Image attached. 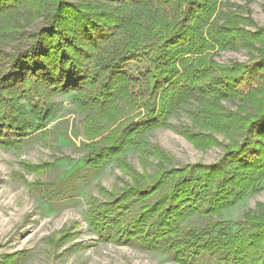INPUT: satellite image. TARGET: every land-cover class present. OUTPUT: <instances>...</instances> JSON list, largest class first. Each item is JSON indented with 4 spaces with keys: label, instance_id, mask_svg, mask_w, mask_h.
I'll return each instance as SVG.
<instances>
[{
    "label": "trees",
    "instance_id": "16d2710c",
    "mask_svg": "<svg viewBox=\"0 0 264 264\" xmlns=\"http://www.w3.org/2000/svg\"><path fill=\"white\" fill-rule=\"evenodd\" d=\"M228 1L88 0L79 7L0 0L1 147L15 149L44 130L55 112L50 100L65 93L91 118L144 112L142 119L128 114L104 147L83 143L89 152L79 170L114 160L122 167L129 150L148 149V131L170 126L195 103L202 107L187 115L208 118L230 141L220 162L193 167V176L139 180L110 201H90L88 221L101 242L159 252L177 264H264V211L185 226L234 208L264 182V28L242 29V8ZM118 3L145 10L146 23L130 26L128 8ZM240 50L249 54L246 64L216 60ZM139 56L149 66L142 73L134 66Z\"/></svg>",
    "mask_w": 264,
    "mask_h": 264
},
{
    "label": "rangeland",
    "instance_id": "374dc122",
    "mask_svg": "<svg viewBox=\"0 0 264 264\" xmlns=\"http://www.w3.org/2000/svg\"><path fill=\"white\" fill-rule=\"evenodd\" d=\"M86 1L67 0L79 7ZM227 3L234 9L242 8L243 12H238L242 29L254 33L257 28H264V0ZM115 5L128 8L125 16L131 18L130 26L146 23L142 19L145 10ZM253 22L255 26L250 27ZM137 33L140 36L144 31ZM137 40L140 39L135 37ZM249 59L248 52L243 50L216 55V60L224 64H246ZM134 66L140 73L149 67L142 56ZM50 102L55 112L44 130L15 149L0 146V264H177L159 252L101 242L88 221L89 202L110 201L135 181L145 180L144 185H151L156 183L153 180L162 181L167 176L176 179L193 176V167L214 165L222 160L229 139L222 132L212 131L210 127L214 125L208 118L200 116L195 120L187 115L200 110L201 105L195 103L171 118L170 126L148 131L145 134L148 149L143 153L129 150L122 167L114 160L98 171L79 170L89 152L83 143L104 147V141L119 129L120 123L130 115L142 119L144 112L125 111L121 120L114 111L91 118L74 102L73 93L59 94ZM220 104L236 110L226 102ZM108 117L114 121L109 123ZM204 123L210 126L206 129ZM188 135L193 138L188 140ZM207 136L213 137H210L212 146L205 141ZM260 204L264 205V182L258 194L246 197L234 208L208 219L192 217L185 226L239 222L249 212L264 211L259 209Z\"/></svg>",
    "mask_w": 264,
    "mask_h": 264
}]
</instances>
